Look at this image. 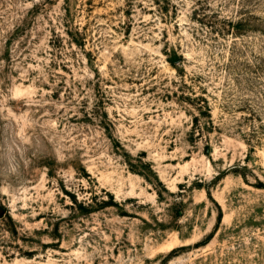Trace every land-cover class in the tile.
<instances>
[{"label": "rangeland", "instance_id": "obj_1", "mask_svg": "<svg viewBox=\"0 0 264 264\" xmlns=\"http://www.w3.org/2000/svg\"><path fill=\"white\" fill-rule=\"evenodd\" d=\"M241 3L0 0V264H264Z\"/></svg>", "mask_w": 264, "mask_h": 264}, {"label": "trees", "instance_id": "obj_2", "mask_svg": "<svg viewBox=\"0 0 264 264\" xmlns=\"http://www.w3.org/2000/svg\"><path fill=\"white\" fill-rule=\"evenodd\" d=\"M258 6H264L263 0H242V3L240 4V9H239V17L235 19L234 23L232 24V27L236 28H241V29H259L262 32H264V16H256L254 14L255 8ZM229 23L231 22V19H228ZM257 22V24H256ZM235 32V31H234ZM237 32V31H236ZM239 32V31H238ZM169 62L174 65L175 63L173 62L172 58H168ZM250 72L254 71L252 68H249ZM251 74V73H250ZM251 76V75H250ZM263 76V75H261ZM257 79H260L259 75L257 76ZM262 80V79H261ZM251 82L247 83L248 88H252V93L256 96V102L254 103L255 107L252 109V112L250 111V115H245L243 118L245 120L249 119L253 122L250 125V132H247V135L249 134L251 137L252 136H260V134L264 133V120L263 117L260 115L261 110H264V90H256V82L252 79H250ZM254 88V89H253ZM203 101L205 102L206 100L203 98ZM204 106L209 110L208 104L205 103ZM195 119H197L195 117ZM246 139V142L248 145H250V142L248 141V136L244 137ZM253 145L250 146V149H252ZM237 170V169H235ZM239 174L242 175L244 178V172L243 171H238ZM255 186L264 188V181L257 179V181L254 183ZM218 220L220 221L221 218V211L219 210L218 213ZM213 235V232L211 231L210 233L207 234V236L200 241L199 243H204L211 238ZM198 243V244H199ZM179 247H174L169 251V254L172 253V251L178 249Z\"/></svg>", "mask_w": 264, "mask_h": 264}]
</instances>
